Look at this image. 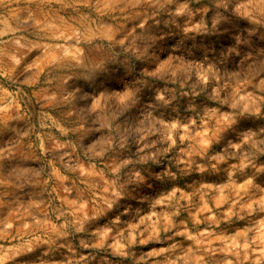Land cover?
I'll return each mask as SVG.
<instances>
[{"label":"clouds","instance_id":"1","mask_svg":"<svg viewBox=\"0 0 264 264\" xmlns=\"http://www.w3.org/2000/svg\"><path fill=\"white\" fill-rule=\"evenodd\" d=\"M262 177L264 0H0V264H264Z\"/></svg>","mask_w":264,"mask_h":264},{"label":"rangeland","instance_id":"2","mask_svg":"<svg viewBox=\"0 0 264 264\" xmlns=\"http://www.w3.org/2000/svg\"><path fill=\"white\" fill-rule=\"evenodd\" d=\"M262 181H264V177L261 178ZM190 191V189H189ZM181 219H188L187 213H183L182 216L180 217Z\"/></svg>","mask_w":264,"mask_h":264}]
</instances>
